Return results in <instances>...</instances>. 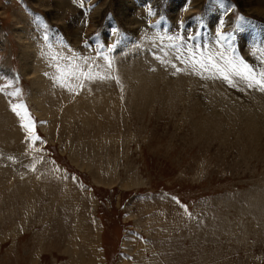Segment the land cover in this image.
I'll return each mask as SVG.
<instances>
[{"label":"rangeland","instance_id":"obj_1","mask_svg":"<svg viewBox=\"0 0 264 264\" xmlns=\"http://www.w3.org/2000/svg\"><path fill=\"white\" fill-rule=\"evenodd\" d=\"M215 31L264 70V0H0V264H264V93L169 48Z\"/></svg>","mask_w":264,"mask_h":264},{"label":"snow or ice","instance_id":"obj_2","mask_svg":"<svg viewBox=\"0 0 264 264\" xmlns=\"http://www.w3.org/2000/svg\"><path fill=\"white\" fill-rule=\"evenodd\" d=\"M233 6L229 5L228 10L230 11ZM240 19L243 20L241 16ZM182 23V22H181ZM216 27L218 29H223L225 24L219 19L217 20ZM239 36V32L235 33ZM168 39L173 41L169 44V48L172 50V54L176 61L184 65L187 68L192 69L193 73L201 76L203 78L204 74L207 73L209 78H219L232 87H236V81L239 80L241 83L245 84L249 89H256L264 93V70L257 71L249 63H247L242 57L236 56L234 54V48L230 47L233 43L232 34L224 33L223 31L214 32V44L216 46V52H212L213 42L208 45V54H204V46L197 45L194 43L196 40L195 35L192 36H169ZM189 42L192 43V47L189 48ZM223 49V50H221ZM114 50L113 48H108V51ZM169 53H165V56ZM56 59V57H53ZM75 59V58H74ZM102 59L107 62L108 68H112V61L108 56H102ZM72 67L68 69L67 66L62 70L61 79L65 77L70 80L92 79L91 65L88 61H85V66L81 67L79 64L69 62ZM161 63H168L175 69L176 72H180L182 69L177 66L176 63L171 61L161 60ZM264 63V60H262ZM58 71H60L59 64L56 65ZM24 105H17L12 108V111L17 115H20L19 109H24ZM23 127L31 132L33 131L32 124H24ZM39 139V137H37Z\"/></svg>","mask_w":264,"mask_h":264},{"label":"bare ground","instance_id":"obj_3","mask_svg":"<svg viewBox=\"0 0 264 264\" xmlns=\"http://www.w3.org/2000/svg\"><path fill=\"white\" fill-rule=\"evenodd\" d=\"M37 1V0H36ZM58 1V0H57ZM63 1V0H62ZM252 1V0H251ZM248 2H249V0H248ZM196 3V2H195ZM251 3V5H253V3L252 2H250ZM258 3V2H257ZM256 3V4H257ZM66 4V3H65ZM248 4V3H247ZM129 5H131V4H129ZM259 5V4H258ZM195 6V5H194ZM242 6V5H241ZM247 6V5H246ZM253 7V6H252ZM259 7V6H258ZM133 8V7H132ZM244 8H245V5H244ZM69 9H71V8H69ZM122 9V8H121ZM248 10V9H247ZM127 13V12H126ZM134 13V12H133ZM257 13H258V11H257ZM125 14V13H124ZM126 15H128V14H126ZM119 16V15H118ZM126 17V16H125ZM131 17V16H130ZM129 20V19H128ZM133 21V20H132ZM136 22V21H135ZM132 23V22H131ZM131 23H130V25H131ZM126 24V23H125ZM134 24H136V23H134ZM81 27V26H80ZM68 28V27H67ZM138 28V27H137ZM66 29V28H65ZM70 30V29H69ZM30 45V44H29ZM25 52H26V50H25ZM33 55H35L36 56V54H33ZM33 55H31V56H33ZM110 55V54H109ZM29 57H30V53H29V55H28ZM34 56V57H35ZM37 58V57H36ZM36 58H34V59H36ZM32 59V58H31ZM139 59V58H138ZM38 60V59H37ZM28 61H29V59H28ZM33 61V60H32ZM36 61V60H35ZM31 62V61H30ZM30 62H27V63H30ZM146 63V62H145ZM148 63V62H147ZM45 64V63H44ZM128 64V63H127ZM31 65V64H30ZM37 64H35V62H34V66H33V63H32V67L31 66H29V64H28V70H29V72L30 71H32L33 72V74L32 75H35V77H34V84H36V93L38 94V97H40L41 98V96H42V100L40 101V106H43L44 107V104L45 105H47L50 101H51V103H52V99H54V97H53V93H52V88H51V85L49 86V85H47V83L44 81V79H43V77H41V76H38L39 74L38 73H40L41 71H42V69H40V67L42 68V66H36ZM122 66V65H121ZM44 69V68H43ZM142 69V68H141ZM108 71H110V72H106V74H107V79L109 80V78H110V76H113V78H114V74L112 73V71L111 70H108ZM28 72V71H27ZM31 72V73H32ZM30 73V74H31ZM138 74V73H137ZM31 75V76H32ZM105 76V75H104ZM115 77H116V75H115ZM113 78L112 79H110L108 82H107V86H105V87H103L102 88V90H99L98 92H95V95L94 96H98V95H100V94H102V93H105V94H107V95H112L113 93H115V91H113V89L115 88V89H119L120 87L118 86V83H116V85H117V87H116V85L114 84L115 82H113L114 80H113ZM115 79V78H114ZM107 81V80H106ZM117 81V80H116ZM119 81V80H118ZM189 81V80H188ZM112 82H113V84H112ZM43 83L46 85V87L48 86V88H46L47 89V91H45L44 92V94H43V87L41 86V84L43 85ZM62 84V83H61ZM60 84V85H61ZM59 85V86H60ZM53 86V85H52ZM188 86V85H187ZM61 88V87H60ZM67 90H68V88H66ZM55 90V89H54ZM53 90V91H54ZM118 91V90H117ZM64 92V91H63ZM59 92H57V94H58ZM56 94V93H55ZM57 94H56V96H57ZM60 94V93H59ZM89 95V94H88ZM92 97V96H91ZM99 97V96H98ZM94 98V97H93ZM103 99H105V97H102ZM107 98V97H106ZM113 98H114V96H113ZM101 99V98H100ZM57 100V99H56ZM63 100V99H62ZM91 100V99H90ZM93 100V99H92ZM92 100H91V102H92ZM96 100H98V99H96ZM49 101V102H48ZM60 102V101H59ZM88 102H89V100H88ZM98 103V102H97ZM101 103V102H100ZM50 104V103H49ZM55 104V103H54ZM51 105V104H50ZM63 105V104H62ZM43 107H42V109H43ZM46 107V106H45ZM48 107H49V105H48ZM52 107H53V105H52ZM107 107V106H106ZM47 110V109H46ZM69 110V109H68ZM71 110V109H70ZM52 111V110H51ZM50 112V111H49ZM68 112V111H67ZM251 114V113H250ZM256 115V114H255ZM70 116V115H69ZM68 118V117H67ZM8 137H9V135H8ZM61 137V136H60ZM76 206V205H75ZM174 212V211H173ZM173 214V213H172ZM182 216V215H181ZM170 218V217H169ZM181 218V217H180ZM170 220V219H169ZM174 223V222H173ZM181 223V222H180ZM162 228V227H161ZM183 228V227H182ZM173 233H175V232H173ZM172 233V234H173ZM156 250V249H155Z\"/></svg>","mask_w":264,"mask_h":264}]
</instances>
